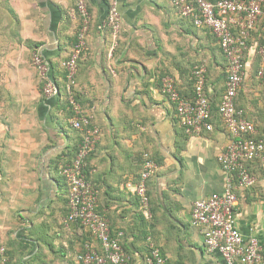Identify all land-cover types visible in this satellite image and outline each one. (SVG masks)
Instances as JSON below:
<instances>
[{
	"label": "crops",
	"instance_id": "obj_1",
	"mask_svg": "<svg viewBox=\"0 0 264 264\" xmlns=\"http://www.w3.org/2000/svg\"><path fill=\"white\" fill-rule=\"evenodd\" d=\"M79 1L0 0V246L8 264H76L83 241L100 248L85 227L62 222L68 187L60 168L81 138L62 105V62L80 22L73 12ZM82 1L91 25L77 85L84 109L101 130L84 167L98 210L123 243L129 264H145L148 239L168 264H226L219 253L207 251L202 227L191 224V208L223 191L226 173L218 156L231 136L217 111L212 130L186 134L159 80L168 74L190 95L191 69L203 62L206 94L217 105L227 60L216 37L180 16L168 0ZM112 1L121 15L113 50L111 33L98 25ZM35 50L50 64L49 76L59 88L55 96L42 91L30 60ZM253 54L251 45L237 98L245 111L262 108L260 100L254 105L258 93L249 83ZM144 154L157 164L147 182L149 214L135 191ZM250 164L255 183L234 189L236 223L245 240L264 237V169Z\"/></svg>",
	"mask_w": 264,
	"mask_h": 264
},
{
	"label": "built area",
	"instance_id": "obj_2",
	"mask_svg": "<svg viewBox=\"0 0 264 264\" xmlns=\"http://www.w3.org/2000/svg\"><path fill=\"white\" fill-rule=\"evenodd\" d=\"M182 17L190 18L197 27L208 28L227 60L225 90L219 102L220 121L231 136L218 161L226 176L224 189L194 201L191 208V224L201 226L207 251L217 252L226 264H264V237L258 235L243 238L237 223L235 208L236 186H252L256 177L249 170L250 163L264 169V136L254 137L255 124L247 119L236 107L237 91L245 77V55L249 50L251 30L260 23L262 44L256 53L260 57L258 76L264 75V0H168ZM73 12L79 15V28L67 60L62 62L65 72V99L73 115L69 125L81 133V140L70 163L61 166L60 171L68 187V212L63 218L65 225L77 222L85 227L100 248L86 240L75 257L76 264H129L130 257L124 251L121 241L109 226L108 220L97 210V191L86 179L83 168L89 152L94 150L101 130L92 123V117L85 112L73 95V84L77 71V60L87 48L90 14L85 3L80 0ZM121 24V15L115 1L108 7L107 17L100 27L110 29L116 45ZM31 64L36 68L42 91L46 96H55L59 88L49 76V62L35 50L31 54ZM206 65L195 63L191 69L194 80V96H180L175 79L166 75L161 79V90L174 105L175 115L188 135L212 130L211 104L205 93ZM157 169L156 162L144 154L139 180L135 191L141 206L149 214L147 182ZM264 236V220L261 225ZM0 259L6 263L4 247L0 246ZM145 264H167L158 246L148 239V254Z\"/></svg>",
	"mask_w": 264,
	"mask_h": 264
},
{
	"label": "trees",
	"instance_id": "obj_3",
	"mask_svg": "<svg viewBox=\"0 0 264 264\" xmlns=\"http://www.w3.org/2000/svg\"><path fill=\"white\" fill-rule=\"evenodd\" d=\"M110 5V4H109ZM75 7H76V5H74ZM89 12V11H88ZM102 24V22L101 23H99L98 25L100 26ZM90 25H91V16H90V20H89V29H90ZM78 28H79V25H78V27L76 28V32H77V30H78ZM100 28H106L109 32H110V29L107 27V26H102V27H100ZM213 34V33H212ZM254 39L252 42L251 41H249V46H251V45H253V55L255 56L254 58H253V60H252V64H251V66H250V70L252 69V68H254V67H256V69L255 70H257L258 69V71H259V69H260V57H259V55L256 53V50H258V48H259V46L262 44V30H261V27H260V23H257L256 24V26H255V28L253 29V30H251V39ZM75 39H76V33H75V35H74V39H73V42H72V45H73V43L75 42ZM72 45H71V47H72ZM71 47H70V49H71ZM86 52H87V48H86V50H84L81 54H80V57L78 58V60H77V71H76V74H75V78H74V84L72 85L73 86V95H74V97H75V99L78 101V102H80L81 103V105H82V103H83V100H82V95H83V93L78 89V85H77V72H78V67H79V62H80V60L84 57V55L86 54ZM69 54H70V51H69ZM69 54L66 56V58L63 60V62L65 61V60H67V58L69 57ZM62 69H63V67H62ZM258 71H257V73H258ZM226 72H225V78H226ZM256 74V73H255ZM165 75H168V74H164L163 76H165ZM264 76V75H263ZM63 77H64V86H65V72H64V69H63ZM206 77H207V71H206ZM251 77H253V75L251 74ZM260 77V76H259ZM159 80H161V79H159ZM192 80H193V78H192ZM193 83H194V80H193V82H192V92H191V94L190 95H187L186 93L184 94L182 91H180V90H178V88H177V86H176V88H177V90H178V92H179V94H180V96H182V97H186V98H192L193 96H194V85H193ZM205 84H206V81H205ZM242 84V83H241ZM58 85V84H57ZM225 87V86H224ZM63 89H65V87L63 88ZM242 86L240 85V87H239V89H238V91H237V97H236V107H237V109L238 110H240L242 113H243V115L247 118V119H249V120H251V121H253L254 122V124H255V127H256V129H255V133L253 134V136L254 137H262V136H264V130H260V129H258L257 128V121H256V116L255 115H253V113H255L254 111H260L262 108H260L259 110H258V106H256V108H255V110H253V111H250V110H248V111H245L244 110V108H243V106H241L240 104H237V98H238V96H241V92H242ZM205 93H206V89H205ZM66 95V94H65ZM206 96H207V94H206ZM208 97V96H207ZM209 99V98H208ZM260 100V98H258V97H255L254 99H252V100H254L253 101V103H254V105H258L257 104V100ZM210 101V100H209ZM210 104H211V111H212V118H211V121H212V119H213V116L215 115V113H216V111H217V113H218V108H219V103L217 104V105H215L214 103H211V101H210ZM62 105L64 106V108H65V110H68V116H71V115H73V113H72V111H71V107H70V105L68 104V102H67V99H65V101H63L62 102ZM239 105V106H238ZM82 107H83V109H84V106L82 105ZM85 110V112H87V110H86V108L84 109ZM88 113V112H87ZM263 120H264V118H263ZM93 123V122H92ZM80 140H81V138H80ZM80 140L78 141V142H80ZM77 146L78 145H76V147H75V149H74V152H73V154H72V159L74 158V156H75V153H76V150H77ZM93 151V150H92ZM91 151V152H92ZM91 152H89V154H88V156L86 157V159H85V162H84V167H85V165H86V161H87V158L89 157V155L91 154ZM70 161L71 160H69V161H67V163H70ZM65 164V163H64ZM249 165H251V164H249ZM261 167V166H260ZM83 173H84V168H83ZM85 175V174H84ZM87 179V178H86ZM148 196H149V194H148ZM67 203H68V197H67ZM97 210H98V202H97ZM67 211H68V208H67ZM99 211V210H98ZM99 213H100V211H99ZM86 241V240H85ZM84 242V241H83ZM155 242V241H154ZM156 243V242H155ZM157 244V243H156ZM121 245H122V247H123V249H124V251L126 252V250H125V248H124V245H123V243L121 242ZM161 250V249H160ZM127 253V252H126ZM161 253H162V255L167 259V257H166V255L161 251ZM148 254V252L146 253V255ZM4 255H5V248H4ZM6 257V256H5ZM0 261H1V259H0ZM0 264H2L1 262H0ZM8 264V263H7ZM167 264H168V261H167Z\"/></svg>",
	"mask_w": 264,
	"mask_h": 264
},
{
	"label": "rangeland",
	"instance_id": "obj_4",
	"mask_svg": "<svg viewBox=\"0 0 264 264\" xmlns=\"http://www.w3.org/2000/svg\"><path fill=\"white\" fill-rule=\"evenodd\" d=\"M255 69L256 67L250 70L253 77L249 78L250 80L249 83L254 88V91L258 93L257 97L260 98V101L262 103L260 107H262V109L257 112L254 111L255 113H253V115L257 117L256 118L257 125H258L257 128L260 130H264V120H263L264 118V76L259 77L257 73L258 69L257 70ZM257 101H259V99Z\"/></svg>",
	"mask_w": 264,
	"mask_h": 264
}]
</instances>
